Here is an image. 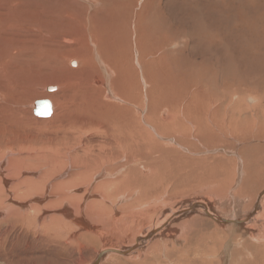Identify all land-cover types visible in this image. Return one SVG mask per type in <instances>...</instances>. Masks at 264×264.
<instances>
[{
  "label": "rangeland",
  "instance_id": "obj_1",
  "mask_svg": "<svg viewBox=\"0 0 264 264\" xmlns=\"http://www.w3.org/2000/svg\"><path fill=\"white\" fill-rule=\"evenodd\" d=\"M135 41L140 51L135 47ZM97 45L109 49L111 66L122 70L132 97L135 95V100L145 101L136 104L137 107L144 104L143 110L112 94L109 99L106 95L103 99L114 105L100 101L99 89L106 87L100 82L95 83L94 79H102L109 85L114 75L106 70L98 57H93L92 49H97ZM88 51L92 57L85 55ZM80 53L83 58L94 59H90L85 68L79 61L71 64L70 60L79 58ZM120 85L115 81L118 93L124 90ZM237 95L257 98L256 107L249 110L251 105L237 103ZM42 97L52 102L54 111L63 110V116L58 120L66 122L76 121L83 109L88 111L90 118L93 117L95 124L107 122L112 126L118 116H129L130 111L136 110L140 111L136 113L141 117L140 122L146 126L142 118L147 114L146 98L147 102L173 104L176 112L182 115L184 111L187 118L199 116L202 120L201 124L198 122L202 125L199 137L195 136L196 129L191 128L189 120L186 122L180 115L183 128H186L182 130L183 135L166 134L167 140L155 135L156 140L159 137L158 142L164 140L173 144L181 140L185 147L195 151L175 145L172 149L157 146L159 150L154 155V150L143 152L147 163L156 167L161 165L164 178L157 180L151 187L153 190H148L145 195H123L119 200L118 196L111 195L108 201L116 196L117 202L114 205L108 202L107 207L120 208L126 214L133 208L140 209L145 201L150 203L152 207L148 211L153 213V205L160 201L172 208L176 206L174 201L184 195L202 192L215 195L220 185L219 189L224 191L223 199L238 195L236 203L241 202L243 207L226 206L221 202L219 208L225 215L232 214L233 210L239 215L241 207L242 211L247 209L248 202L244 201L264 187V0H0V104H5L0 112V162L4 167L7 166L5 154L8 150L39 154L44 153L46 146H51L49 142L41 141L45 130L30 123L31 117L38 118V115H34L29 104ZM83 97L85 100L90 97V100L80 103ZM164 104L160 112H165L168 105ZM177 104L180 105L175 107ZM229 120L232 127L240 129L231 130L232 127L227 126ZM99 124L94 125L95 130L102 129ZM95 130L83 132V136H99ZM12 141L23 143L20 146ZM75 150L73 148L69 153ZM121 162L123 159L114 161ZM105 173L94 181L109 178ZM66 177L68 173L64 166L59 165L46 179L51 184L48 183L47 191L53 192L58 184L67 181ZM33 236L20 237L16 245L6 248L5 252L0 248V264H89L100 245L96 244V249L80 250L79 254L69 248L61 250L51 233L39 234L34 240ZM227 241L225 239L224 243Z\"/></svg>",
  "mask_w": 264,
  "mask_h": 264
},
{
  "label": "bare ground",
  "instance_id": "obj_2",
  "mask_svg": "<svg viewBox=\"0 0 264 264\" xmlns=\"http://www.w3.org/2000/svg\"><path fill=\"white\" fill-rule=\"evenodd\" d=\"M130 36L132 37V35ZM7 39L9 40V37ZM134 44L137 50L140 51L136 41ZM104 47L103 45L98 46V50L93 48V57L94 55L98 57L99 61L101 60L105 65L106 70H109L114 75V78L110 80L109 85L104 80L101 79L102 81H99L95 78V83L100 82L101 85L106 87V89L101 87L99 89L97 87L96 92L99 89L98 93L102 99L105 95L107 96L105 98L109 99V97H112V94L122 102L131 103L134 106L145 103V101L141 102L143 99L141 101L135 100L134 94V97H132L129 85L124 83L122 70L111 66L110 56L112 54L105 45ZM89 53L88 51L85 55L88 56ZM79 55V58L76 57L70 60L71 64H78L79 61L82 65L84 64L85 68L88 62H91L93 59L83 58L81 56L83 54L81 53ZM95 68L97 69V66ZM143 79L145 80V78ZM149 80L151 79L149 78ZM115 81L121 84L120 86L123 87V91H119L118 93ZM145 83L149 84L150 82L146 81ZM47 89H50V87ZM126 90L127 92L125 93ZM124 94L128 95V98H125ZM46 98L44 97L43 100L48 101V103L45 101V104L49 110L45 115L37 116L34 113V110L37 109V101L42 100L41 98H36V101L28 104L34 115L38 117H31L32 122L30 123L35 127L37 126L45 130L43 134L44 138L43 140L40 138V140L49 142L51 146H46L44 153L41 152L39 154L8 150L5 154L7 166L4 167L0 162V248L4 252L6 248L9 249L16 245L15 242L20 237H28L30 234V236L34 235L32 239L34 237L36 239L39 234L46 235L51 233L53 240L61 250L69 248L77 250L80 254V250L88 247L96 249V246L100 244L99 249H96L94 254L91 253L93 257L89 264H264V187L256 195L251 196L250 200L244 201L246 197L242 198V201L248 202L245 211H242L243 206L240 205L241 202L239 204L236 203L238 195L233 194V197L223 199L224 196H221V194L223 195L224 191H222L223 189H219V184H217L219 185L218 187L216 185L218 191L215 195L207 192L191 196L184 195L174 201L176 206H172V208L160 201V203L153 205V213L148 211L152 206L147 201V203L143 202V206L140 209H128L129 211L126 214L120 208L113 209L110 206L109 209L107 207L109 205L108 202L112 205L117 202L116 196L119 197L117 198L119 200L122 199L123 195L127 196L136 193L138 196L149 193V191L153 190L154 187H151L154 186L155 182L164 178L161 165L156 167L151 162L147 163L148 161L145 159L146 156L143 152L150 153L154 150L152 153L154 155L159 150L157 146L172 149L176 147L175 145H180L183 149L195 151V149L185 147L181 140L168 144V142H164L161 138L160 140L163 142H158L159 137L156 140L155 135L168 137L166 134H182V130L184 129L185 131L186 129L183 128L184 124H182L180 119L182 117L186 122L189 120L192 124L191 128L194 126V129H196L195 136L199 137V130L202 126H200L202 120H199V116L191 115L187 118L184 111L182 115L178 114L173 104L168 105L164 104L163 101L154 100L150 101V103L147 102L146 98L147 114L142 117L146 126L142 125L141 117L139 118L136 115L140 111L137 112L135 110L136 112L130 111L131 115L128 114L129 116H118L114 120L115 124L112 126L108 125L109 123L107 124V122L103 125L97 123L102 127L99 130L96 127L97 131L94 125H98L92 122L93 117L91 116L92 118H90L88 111L83 109L78 118L76 117V121H73V119L70 122L58 120L59 117L63 116V110L59 109V112L54 111L55 106ZM85 99L83 97L79 102L87 103L90 97L88 100ZM102 99L100 101L103 104L114 105V103ZM237 100V103L240 101L242 105H251L252 107L248 108L249 110L253 109L254 106L256 107L254 103L258 101L252 95L244 97L237 95ZM19 103L21 102L19 101ZM163 104L168 106L165 108V112H160V109H164L165 107H162ZM143 105L136 107L142 109ZM178 105L180 104H177L175 107ZM189 105H185L187 112H189ZM0 106L1 112L5 104L1 103ZM232 111L234 113L235 110ZM243 111L246 110L244 109ZM141 115L143 116V114ZM39 116L46 117L41 118ZM227 126L232 127L231 120L228 121ZM236 129L240 128L234 126L231 128L233 131H236ZM90 130H95L100 135L84 137L83 132H89ZM189 130L194 131L193 129ZM23 141L12 142L21 146ZM43 145L42 147H44ZM73 148L76 150L73 153H69ZM94 149H97V151L94 152ZM119 159H123V162L114 163V161L118 162ZM111 162L115 165L111 164ZM59 165H63L66 173H68V177H66L67 181L63 180L64 182L58 184L53 192H48L50 182H47L46 179ZM36 167H39V170H35ZM244 168L246 169V167ZM245 169L241 170L242 173ZM105 172L109 178H99L97 181L102 180L99 183L94 181ZM114 175L116 177L113 179L112 176ZM139 179L141 180L139 181ZM94 183H97V185L93 186ZM224 189L226 190V188ZM111 195L116 196L113 197L114 199L108 201V198H112L110 197ZM128 198H131V196ZM221 202L231 207L242 206L240 210L241 214L236 215L237 211L234 212L232 208V214H223V210L219 208L222 205ZM142 210L144 212L147 211V213L145 212V214ZM140 215L143 216L140 218ZM136 220H139V222ZM134 221L138 222L135 227L133 226ZM225 239L229 241L224 243ZM98 255L100 256L98 257ZM196 256L197 258H195ZM78 264L82 263L78 262Z\"/></svg>",
  "mask_w": 264,
  "mask_h": 264
},
{
  "label": "water",
  "instance_id": "obj_3",
  "mask_svg": "<svg viewBox=\"0 0 264 264\" xmlns=\"http://www.w3.org/2000/svg\"><path fill=\"white\" fill-rule=\"evenodd\" d=\"M44 101V102H43ZM46 100H38L37 101V109L36 110H34V113H36L37 115H45V113H47L48 112V107H47V105L45 104L46 102L48 103V101H46ZM100 255H98V257H99Z\"/></svg>",
  "mask_w": 264,
  "mask_h": 264
}]
</instances>
